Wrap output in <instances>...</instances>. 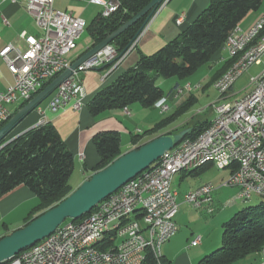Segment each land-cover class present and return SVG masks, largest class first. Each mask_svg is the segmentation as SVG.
<instances>
[{"label":"built area","instance_id":"built-area-1","mask_svg":"<svg viewBox=\"0 0 264 264\" xmlns=\"http://www.w3.org/2000/svg\"><path fill=\"white\" fill-rule=\"evenodd\" d=\"M17 1L32 15L42 34L39 37L21 35L26 43L24 50L12 45L0 50V57L14 77L12 86L0 90V126L12 114L9 105H24L47 82L70 66L73 61L69 55L85 28L82 18L55 9L54 0ZM90 2L101 7L102 17H108L120 5V0ZM184 17V14H179L175 23L181 25ZM263 17L264 13L246 30L237 25L227 36L222 50L228 54L237 48L242 39L250 37L259 28ZM139 34L123 53L118 54L108 44L79 64L49 95L48 108L52 111L67 108L81 110L85 97L81 75L108 65L105 67L106 74L102 76L104 79L135 47ZM263 58L264 44L246 56L231 76L225 78L217 89L220 92L219 100L212 104V124L206 127L205 132L194 139L183 138L173 147L174 157H167L166 152L161 156L165 157L164 165L150 167V171L142 175V180L118 188L116 197L101 200L82 219H66L55 232L44 238V244L34 245L10 264H132L133 261H143L147 248L159 261V246L177 231L176 222H169V215H176L179 206L177 193L171 188L170 172H182L185 165L198 164L202 157L212 159L214 166L222 158H241L242 166L228 169L233 172L225 183L237 189L234 200L246 201L252 196H264V66L250 78L251 89L246 94L232 101L225 98L237 78L250 66L262 65ZM199 88L200 84L193 86L186 83L174 90V97ZM160 109L166 111L168 106L161 105ZM123 112L130 115L127 107L123 108ZM213 191L210 182L204 183L186 192L183 202L192 208H205L212 213L210 204ZM158 194H165V201H158ZM144 196H153V204L143 205ZM107 224H117V234L109 238L104 248L81 251L77 258L68 259V248L88 244ZM199 243L200 238L196 237L189 246ZM260 264H264V261Z\"/></svg>","mask_w":264,"mask_h":264},{"label":"trees","instance_id":"trees-1","mask_svg":"<svg viewBox=\"0 0 264 264\" xmlns=\"http://www.w3.org/2000/svg\"><path fill=\"white\" fill-rule=\"evenodd\" d=\"M149 1L151 0H120L117 10L108 17H102L99 13L87 26V33L91 39L90 47L101 42L128 21ZM262 1L209 0L207 6L182 29L177 37L152 54H140L133 66L99 89L88 101V111L92 116H97L111 109H123L133 103H138L144 108L153 107L165 96L164 90L156 83L158 77L184 79L200 66L210 62L222 50L223 43L232 30L248 12L256 11ZM145 19L146 15L110 42L118 54L127 49L151 18L146 22ZM230 62L228 60L221 70L226 69ZM105 67L108 65L103 68ZM219 75L221 74H216L215 79ZM180 114L181 111L175 112L161 119L153 128L142 134L132 135L131 142L134 148L161 135L158 134L159 131ZM10 118L11 116L1 126ZM208 125L209 122L195 123L184 139H194ZM173 133L175 132L165 134ZM145 137L147 139L143 140ZM92 143L98 154V162L93 172L106 167L121 155L120 136L117 131L97 132L92 138ZM73 166L71 152L50 122L38 124L10 140L2 138L0 140V197L20 185L26 186L34 193L38 203L26 216L24 221L26 225L70 193L69 179ZM209 166L211 165H201L187 171H190V174H199ZM232 172L233 170L230 171ZM262 198L258 204L240 209L223 223L221 246L202 256L197 264H231L250 254L263 251L264 197ZM85 216L86 214L75 221ZM113 237L115 234H109L101 248H104L109 238ZM141 264H170V262L163 256L157 261L151 250L147 248Z\"/></svg>","mask_w":264,"mask_h":264},{"label":"crops","instance_id":"crops-1","mask_svg":"<svg viewBox=\"0 0 264 264\" xmlns=\"http://www.w3.org/2000/svg\"><path fill=\"white\" fill-rule=\"evenodd\" d=\"M208 2L209 0H166L139 34L135 47L122 59L117 67L107 74L104 79H102V76L106 74V68L90 70L81 75L85 89V97L83 101L84 106L81 110L73 111L67 108L62 111H52L48 108L47 99L43 105H39L35 110L27 114L20 122H18L5 139L10 140L39 123H52L71 152L73 156L74 170H80L79 177H81L80 181L83 182L93 173V168L98 162V154L92 143V138L95 133L113 130L120 133L122 138L124 137L127 139V134L132 137V135L142 134L145 131L138 128V126H131V124H134V122L130 121L134 118L133 113L142 112V106L138 103H133L127 107L130 112L129 116L124 114L123 109L121 108L111 109L97 116H92L87 108L89 99H91L92 95H94L99 89L111 83L123 71L133 66L138 60L140 54H152L159 50L168 41L177 37L182 29L191 23L207 6ZM54 8L82 18L85 21V25H88L101 12V7L91 3L90 0H54ZM179 14H184L185 16L181 25L175 23V19ZM260 15H257L246 24L243 23L241 27L244 30L248 29V27L253 25ZM83 32L76 41L75 49L69 55L71 61L78 59L79 56L90 47L91 39L88 33L87 36L83 38ZM41 34L42 30L38 27L32 15L28 13L21 2L17 0H0V50L7 45H12L24 50L26 48V43L21 35L39 37ZM227 61L228 54L224 50H221L219 54L215 55L210 60L211 63L213 62L212 67H214V73L211 78L212 84L215 81L216 74H222L225 70L221 69ZM180 80L182 79H179V81ZM179 81H175L170 90L165 93V96L153 107H150L151 115L149 118H147V116H142L140 119L143 123L146 121H148V123H151L152 121V123H157V121L174 114L175 112L181 111V114L175 116L174 120L161 129L158 134H165L167 132L177 133L185 128L190 129L195 123L210 122L214 116V110L212 109V106H210L212 111L208 115L199 117L200 114H203L204 109L202 110V113L195 114L187 119H182V116H184L192 105L198 101V97L195 93H183L179 97H174L173 92L177 87L183 86L186 83L191 84V82L186 81L180 83ZM13 84L14 77L8 70L4 60L0 57V90H6ZM157 85L160 86V84ZM201 89L203 90L204 88ZM234 94L236 93H229L225 98L229 99ZM218 100L219 98L216 101ZM161 105H167L168 109L162 112L160 109ZM22 106V104L9 105L8 107L12 113L11 117ZM196 117L197 119L195 120ZM145 139H147V137L143 140ZM129 145H131L130 149L134 148V145L131 142ZM224 170L228 171L230 174V170ZM177 174L181 176L180 181H183V178L187 175H189L190 178H196L200 173L190 174V171H182ZM205 182L206 181L199 182L189 190ZM210 183L212 184V182ZM221 187L222 185H219L216 188L214 187L210 207L213 204L216 205L219 203L217 197H219L218 195ZM173 190L177 193L176 198L179 204L177 214L171 215L173 220L175 218L174 221L177 225V231L167 241L162 256L168 260L170 264H197L202 256L207 254L218 244L217 232L213 237L210 230L206 231L207 228L213 224L214 219L206 218L204 212H202L201 216L203 217V223H200L198 226L197 224H199V220L196 218L192 219L194 213L189 210V208L192 209V207L183 202V195L185 193L179 192L176 189ZM37 203L38 199L34 193H32L26 186L20 185L8 194L0 197V221L9 220L11 221V224L16 225V229H18L24 225L26 216ZM5 234L6 233L0 235V238ZM196 237L200 238V243L194 246H189L190 241ZM259 254L263 255V252H259Z\"/></svg>","mask_w":264,"mask_h":264},{"label":"water","instance_id":"water-1","mask_svg":"<svg viewBox=\"0 0 264 264\" xmlns=\"http://www.w3.org/2000/svg\"><path fill=\"white\" fill-rule=\"evenodd\" d=\"M166 0H151L133 17L106 36L101 42L90 47L68 68L58 74L41 91L25 103L3 126L0 127V140L27 114L45 101L54 89L83 61L146 15L148 21ZM100 69V68H99ZM189 128L173 134H161L115 158L106 167L93 172L73 192L56 205L34 217L29 223L0 238V264L22 250L34 245L50 235L66 219L75 220L89 213L93 207L127 181L156 162L166 151L177 145L189 132Z\"/></svg>","mask_w":264,"mask_h":264},{"label":"rangeland","instance_id":"rangeland-1","mask_svg":"<svg viewBox=\"0 0 264 264\" xmlns=\"http://www.w3.org/2000/svg\"><path fill=\"white\" fill-rule=\"evenodd\" d=\"M101 9V8H100ZM101 11V10H100ZM261 13H264V0L262 1L260 7L256 11H250L246 14V16L239 22L238 26L242 28V24H246L254 17L257 15H260ZM87 26L85 25V30L83 32L82 37L87 36ZM249 28V27H248ZM243 29V28H242ZM221 52V51H220ZM219 52V53H220ZM263 64L262 65H252L250 66L246 71H244L239 78L234 82L232 89L230 90L229 93H236L233 96H231L228 101H232L234 99L240 98L244 94H246L250 89V78L257 75L263 68L264 66V58L262 59ZM213 62H208L202 66H200L193 74H191L189 77L184 78L179 81V78L177 77H158L156 83L160 84L161 88L164 90L165 93H167L170 88L174 85L175 81H179L180 83L182 82H191V84L194 86L195 84H200L201 88H204L203 90L200 88L198 90H193L191 93H195L196 96L198 97V101L192 105V107L189 109L188 112L184 116H182V119H187L190 116H193L198 113L200 114L199 117H203L204 115H208L212 110L210 106H212L213 102L216 101L220 97V92L215 89L214 85L212 84V76H213V71L214 67ZM94 95H92L93 97ZM91 97V98H92ZM47 100V99H46ZM45 100V101H46ZM90 100V99H89ZM43 101L40 105H43L45 103ZM84 101V100H83ZM86 103V101H85ZM210 104V105H209ZM137 105V104H135ZM151 110L150 108H143L142 107V112L141 113H133L134 118L131 119V122H134V124H131L132 127L138 126V128L142 130H149L154 127L156 123H148L146 121L145 123L141 122L142 116H147V118L150 117ZM170 114V113H168ZM198 117V118H199ZM197 117L195 118V120ZM160 121V120H159ZM158 122V121H157ZM120 136V152L121 154L131 150V145L129 143L131 142V135L127 134V139L122 138L121 134L119 133ZM132 143V142H131ZM209 164V163H206ZM204 164V165H206ZM211 166L205 168L196 178H190L189 175L185 176L183 178V181H180L181 176L179 174H176L173 176V180L171 181L172 183V188L178 190L179 192L186 193L189 192L190 188L196 186L197 183L206 181L205 183L212 182L213 187H218L219 185H222V187L219 190V197L218 199V204L212 205L211 207L213 208L212 213H208L206 209L202 208L200 209H195L192 208L191 210L194 213V216L192 219H198V226L200 223H203V217L201 216L202 212H204V215L208 219H214L213 224H211L206 231L211 232L212 236H215V233L217 232V237H218V244L212 249L215 250L216 248L221 246V236L223 232L222 225L225 221H227L234 213L239 211L240 209L247 207V206H252L258 204L263 198L259 196H252L249 200L242 201L240 199H235V196L237 195V189L235 187L225 185V183L229 180L230 174L226 170H220L216 166L210 164ZM80 170H72V173L70 175L69 179V189L70 193L73 192L82 182L81 177H79ZM204 184V183H203ZM202 185V184H201ZM200 186V185H199ZM198 187V186H197ZM195 187V188H197ZM193 188V189H195ZM191 189V190H193ZM181 193V194H182ZM204 210V211H203ZM206 211V214H205ZM175 220V218H174ZM69 221V219H68ZM215 226V227H213ZM212 227V228H210ZM16 225L11 224V221L9 220H2L0 221V235L3 233H6L5 235L10 234L14 230H16ZM4 235V236H5ZM167 243V242H166ZM166 243L161 245L160 250L161 254H163L164 247L166 246ZM211 250V251H212ZM209 251V252H211ZM208 252V253H209ZM261 261H264V256L259 254V253H253L248 256H246L243 259H240L238 261H235L231 264H260Z\"/></svg>","mask_w":264,"mask_h":264},{"label":"bare ground","instance_id":"bare-ground-1","mask_svg":"<svg viewBox=\"0 0 264 264\" xmlns=\"http://www.w3.org/2000/svg\"><path fill=\"white\" fill-rule=\"evenodd\" d=\"M262 44H264V17L262 18V24L259 26V28H257L250 37L242 39L241 42L239 43V46L231 50L230 53H228V60H230L231 62L228 64V67H226V69L222 72V74L219 75L215 79L213 83L215 89L220 88L225 78H228L231 76V74L234 72L237 66L241 65V63L243 62V59L246 56H249L253 51L257 50V48L259 46H262ZM209 124H212V119L209 122ZM205 131H206V128L202 132H205ZM166 156L174 157V148L166 151ZM206 163L212 164V159H209V157H202V159L198 161V164L188 163L187 165H185L184 171H187L191 168L199 167ZM164 164H165V157H160L156 162L153 163V165L151 164L152 166L150 165L147 169L140 172L133 179L123 184L120 188H123L124 186H128V184L131 183L132 181L142 180V175L150 171V167H154L155 165H164ZM215 166L220 170L239 167V166H242V159L241 158H222L221 160H217L215 162ZM177 173L179 172H170V183L172 181L173 176ZM114 197H116V191L111 193L105 199H112ZM158 201H165V194H158ZM151 204H153V196H144L143 205H151ZM75 220H70V221H75ZM169 222H175L172 219L171 215H169ZM55 231L56 229L53 232ZM112 233L115 235L117 234V224L105 225V227L101 229V231L98 233L96 238H93L88 244H78V246H73L72 248H68V259L77 258L79 254L81 253V251H95L97 249H102L101 247H103L104 244L106 243L107 236ZM173 235L174 234H171L170 238ZM36 244H44V238L38 241L37 243H35L34 245ZM34 245L22 250L21 252L11 257L10 259L2 262L1 264H10V263L16 262L18 260V255H25L30 249H32ZM160 247L161 245L159 246L158 260L162 256ZM262 252L264 255V249ZM141 263L142 261L132 262V264H141Z\"/></svg>","mask_w":264,"mask_h":264}]
</instances>
